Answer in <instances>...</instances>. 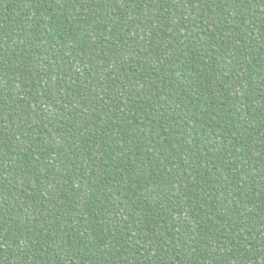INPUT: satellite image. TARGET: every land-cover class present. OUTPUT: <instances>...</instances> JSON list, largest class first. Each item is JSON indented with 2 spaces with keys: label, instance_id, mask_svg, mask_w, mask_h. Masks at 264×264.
I'll return each mask as SVG.
<instances>
[{
  "label": "trees",
  "instance_id": "1",
  "mask_svg": "<svg viewBox=\"0 0 264 264\" xmlns=\"http://www.w3.org/2000/svg\"><path fill=\"white\" fill-rule=\"evenodd\" d=\"M0 264H264V0H0Z\"/></svg>",
  "mask_w": 264,
  "mask_h": 264
}]
</instances>
